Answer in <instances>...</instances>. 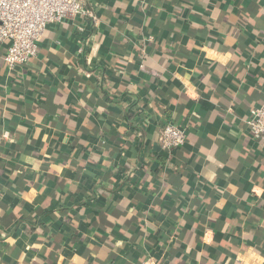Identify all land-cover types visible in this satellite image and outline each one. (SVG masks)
<instances>
[{
    "label": "crops",
    "instance_id": "0c3cea01",
    "mask_svg": "<svg viewBox=\"0 0 264 264\" xmlns=\"http://www.w3.org/2000/svg\"><path fill=\"white\" fill-rule=\"evenodd\" d=\"M85 1L0 45V264H264V0Z\"/></svg>",
    "mask_w": 264,
    "mask_h": 264
},
{
    "label": "built area",
    "instance_id": "2783aa9c",
    "mask_svg": "<svg viewBox=\"0 0 264 264\" xmlns=\"http://www.w3.org/2000/svg\"><path fill=\"white\" fill-rule=\"evenodd\" d=\"M96 20L91 5L85 0H0V45H7L4 63L9 70H14L36 59L39 42L50 25L77 22L78 32L88 38ZM85 47H81V54L86 52ZM247 125L253 138L264 143V103ZM8 137L9 133H4L3 138ZM186 142L184 129L172 122L163 126V151L173 152Z\"/></svg>",
    "mask_w": 264,
    "mask_h": 264
}]
</instances>
